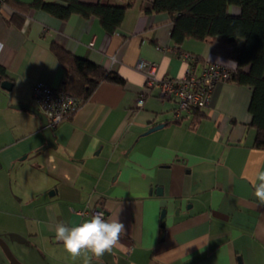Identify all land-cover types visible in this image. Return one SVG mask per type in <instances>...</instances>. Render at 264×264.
<instances>
[{"label": "crops", "instance_id": "obj_1", "mask_svg": "<svg viewBox=\"0 0 264 264\" xmlns=\"http://www.w3.org/2000/svg\"><path fill=\"white\" fill-rule=\"evenodd\" d=\"M83 1L131 5L113 32L94 16L0 10V238L22 264H84L85 253L73 257L55 240L54 222L78 225L90 216L77 210L98 206L126 232L112 254L90 264H264V206L249 181L254 162L264 159L254 145L251 87L217 81L197 117L193 109L176 112L175 98L146 90L135 67L144 58L157 77L172 78L187 63L182 53L198 55V71L218 58L235 62L242 41L176 45L170 16L145 10L151 0ZM53 41L124 83L101 81L52 126L56 147L43 149L39 118L13 104H35L37 81L64 84ZM5 79L11 89L1 86ZM0 264H11L1 246Z\"/></svg>", "mask_w": 264, "mask_h": 264}, {"label": "trees", "instance_id": "obj_2", "mask_svg": "<svg viewBox=\"0 0 264 264\" xmlns=\"http://www.w3.org/2000/svg\"><path fill=\"white\" fill-rule=\"evenodd\" d=\"M12 9V16L25 9L38 8L59 19L72 14L84 18L97 17L108 32L121 24L126 9L131 5L83 0H4ZM239 6V12L230 8ZM147 11L166 12L172 20L170 36L176 45L186 38L218 41L226 44L242 41L235 57V69L228 80L251 87L248 110L251 124L256 129L254 145L264 148V0H151ZM50 49L65 71L63 89L78 96L81 104L101 81L123 84L124 79L115 71L86 58L78 57L55 41ZM191 61L194 65L198 55ZM6 76L0 65V78ZM200 107H194L195 116H200Z\"/></svg>", "mask_w": 264, "mask_h": 264}, {"label": "built area", "instance_id": "obj_3", "mask_svg": "<svg viewBox=\"0 0 264 264\" xmlns=\"http://www.w3.org/2000/svg\"><path fill=\"white\" fill-rule=\"evenodd\" d=\"M6 6L4 0H0V10ZM182 57L189 65V70L182 79L176 77H157L153 71V65L146 59L140 58L135 67L145 74L146 90L155 88L162 97L175 98L177 101L176 112L194 107L207 105L213 85L217 81H227L236 65L222 64L217 61L205 62L201 69L196 71L191 61L194 55L182 53ZM32 99L35 105L45 114L48 124L53 125L70 118L80 107L81 99L63 89L62 86L54 87L42 81H37L32 86ZM144 102V94L136 100V105ZM103 210L105 219L107 212L98 206L77 210L81 214H89L90 218L95 211Z\"/></svg>", "mask_w": 264, "mask_h": 264}, {"label": "clouds", "instance_id": "obj_4", "mask_svg": "<svg viewBox=\"0 0 264 264\" xmlns=\"http://www.w3.org/2000/svg\"><path fill=\"white\" fill-rule=\"evenodd\" d=\"M2 48L3 45H0V50ZM218 62L224 64L219 58ZM227 64L236 65L234 61H228ZM188 70L189 65L182 64L177 79H182ZM249 181L253 188V196L260 206H264V159L254 162V171ZM53 230L55 240L63 244L66 252L73 257H79L83 252L84 264H90L92 258L99 260L106 254H112L113 250L120 246L126 226L118 218L105 219L104 211L99 210L95 211L90 219L71 227L63 222H54ZM87 253H91V256Z\"/></svg>", "mask_w": 264, "mask_h": 264}, {"label": "water", "instance_id": "obj_5", "mask_svg": "<svg viewBox=\"0 0 264 264\" xmlns=\"http://www.w3.org/2000/svg\"><path fill=\"white\" fill-rule=\"evenodd\" d=\"M1 86L5 89H11L12 87V82L10 80H2L1 81ZM13 107L16 108H25L28 110H31L36 114V116L40 120V125H41V130L43 132V135L45 137V144L42 146L43 149H46L48 147H56V142H55V136L53 134L52 127L48 124L47 117L45 114L35 105L32 103H26V102H17L13 104ZM157 126H154L152 128H149L147 132L155 129ZM0 246L2 247L4 253L6 254L7 258L11 262V264H22L12 253L10 250L8 244L0 238Z\"/></svg>", "mask_w": 264, "mask_h": 264}]
</instances>
